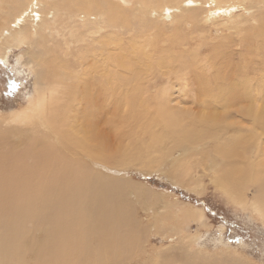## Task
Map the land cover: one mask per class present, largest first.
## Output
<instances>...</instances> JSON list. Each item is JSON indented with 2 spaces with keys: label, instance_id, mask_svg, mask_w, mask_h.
<instances>
[{
  "label": "bare ground",
  "instance_id": "bare-ground-1",
  "mask_svg": "<svg viewBox=\"0 0 264 264\" xmlns=\"http://www.w3.org/2000/svg\"><path fill=\"white\" fill-rule=\"evenodd\" d=\"M242 1L0 0V56L29 46L34 56L28 63L38 69L32 130L7 131L0 123V264H28L37 233L43 238L34 264L110 263L127 254L140 240L119 213L127 212L128 185L93 170L85 159L128 166L152 154L148 140L169 138L183 155L187 145L196 151L195 145L212 143L205 159L214 153L216 183L264 223V62L242 58L245 67L226 68L238 46L229 36L216 46L202 38L214 53L194 46L197 32L217 19L209 13L238 7L259 11L255 35L264 40V0ZM188 59L194 68L187 67ZM77 69L81 77L74 75ZM194 79L199 82L191 90ZM159 82L166 84L156 90ZM170 83H183L203 114L171 107ZM109 101L129 105L121 127L104 132L96 111ZM211 103L227 114L208 115ZM81 105L85 118L78 124L72 113ZM195 123L198 128L190 127ZM205 131H211L209 140ZM125 141L133 152L120 146ZM249 188L257 189L253 199L246 198Z\"/></svg>",
  "mask_w": 264,
  "mask_h": 264
},
{
  "label": "rangeland",
  "instance_id": "rangeland-1",
  "mask_svg": "<svg viewBox=\"0 0 264 264\" xmlns=\"http://www.w3.org/2000/svg\"><path fill=\"white\" fill-rule=\"evenodd\" d=\"M258 12L257 9L246 10L244 7H238L227 12L209 13V17L216 14L217 19L208 20L204 28L197 32L196 37L200 40L194 46L200 48V53H214L212 47L202 45V38L209 40L210 46H216L220 38L229 36L234 38L235 45L238 46L235 48L233 46L231 51L236 56L232 62H228L226 68L245 67L247 63L243 62L242 58L252 59L254 63L264 62V40L255 35L259 27ZM225 20L234 22L229 24ZM166 22L170 24L171 18ZM174 27V24L168 25L167 32L170 33ZM206 30L209 31L205 32ZM240 40H244L245 45L239 42ZM190 54L191 51L188 52V55ZM33 56L29 46L8 49L6 55L0 56V123L1 128L7 131L17 127H24L29 131L33 128L29 124V118L34 114L30 104L36 97L38 70L28 63ZM186 65L188 68L195 67L189 59ZM81 74V69L74 71L76 76L81 77ZM198 82L199 79L193 80L191 90L196 88ZM164 84L166 82H159L155 89L164 87ZM166 86L174 98L170 103L171 107L191 109L190 112L199 114L201 107L198 101L190 98V92L183 91V83H170ZM156 90L153 89L152 93H156ZM149 104L151 100L139 102L137 106L146 107ZM127 105L128 101L118 102L116 106L115 102L109 101L102 110H97V115L103 119L100 128L106 132L110 125L121 127L125 119L122 110ZM83 106H77L79 109L77 114L72 113L73 116H79L74 119L78 124H83L85 118ZM152 106L155 108L156 105ZM208 106L212 107V109L208 107L207 110L210 116L213 112L221 113L222 116L227 114L218 104L211 103ZM203 112L204 110H201L200 114ZM235 120L237 119L231 122ZM190 127L198 128L197 124L196 126L191 124ZM210 132L205 131L204 139L207 137L209 140ZM227 132L230 135L234 131ZM174 142L169 138H163L162 142L157 143L148 140L151 156L149 154L140 156L139 161H133L128 166H115L118 164L107 162L101 164L98 161L91 163L85 159L93 170L107 177H115L128 185V189L124 190V205L127 212L119 209V213L121 220L126 221L129 228L140 235L137 245L121 256L124 260L119 257L122 262L118 258L115 262L98 260L97 263L264 264V223L250 209L244 210L236 204L216 183L220 166L212 162L214 153H209L211 159L209 156L205 159L206 152L214 145L212 143L203 145V142L195 145L198 148L196 151L191 145H187L186 154L183 155L180 149L173 146ZM130 144L131 141H125L120 146L131 153L134 147ZM162 146L164 148L159 151ZM117 147L116 143L112 145L113 149ZM249 189L246 198L253 199L257 195V189ZM42 238V234H36L37 246L34 244L28 251V264H34L36 261L38 241Z\"/></svg>",
  "mask_w": 264,
  "mask_h": 264
}]
</instances>
